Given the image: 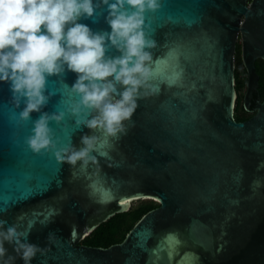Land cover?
Returning <instances> with one entry per match:
<instances>
[{
  "label": "water",
  "instance_id": "obj_1",
  "mask_svg": "<svg viewBox=\"0 0 264 264\" xmlns=\"http://www.w3.org/2000/svg\"><path fill=\"white\" fill-rule=\"evenodd\" d=\"M162 4L146 14L156 42L152 87L125 131L90 132L71 113L53 124L61 146H80L89 132L99 137L87 167L61 162L51 150L33 153L25 143L31 125H15L10 84L0 82V221L39 247L31 264H264V101L248 120L235 119L237 44L241 38L244 106L252 111L256 62L264 60V0ZM107 15L99 0L94 15L78 22L103 34L111 31ZM77 75L65 67L48 77L42 111L67 112ZM137 200L160 206L122 243L80 244ZM5 248L0 264H24L14 245Z\"/></svg>",
  "mask_w": 264,
  "mask_h": 264
},
{
  "label": "clouds",
  "instance_id": "obj_2",
  "mask_svg": "<svg viewBox=\"0 0 264 264\" xmlns=\"http://www.w3.org/2000/svg\"><path fill=\"white\" fill-rule=\"evenodd\" d=\"M108 7L106 22L111 31L94 33L79 23L92 17L99 0H0V82H9L16 126L30 124L25 143L35 153L53 151L72 167L95 162L93 152L102 130L109 137L125 131L138 107L149 94L152 78L146 14L160 10L162 0H102ZM108 42V43H106ZM109 47L120 54L106 56ZM68 70L77 73L71 92L76 97L67 112L42 111L49 100L47 79ZM33 113L39 116L33 119ZM67 113L75 124L90 130L79 145L61 146L53 124L61 125ZM12 244L24 264L40 251L25 233L0 221V258L5 244ZM12 264V258L3 261Z\"/></svg>",
  "mask_w": 264,
  "mask_h": 264
},
{
  "label": "trees",
  "instance_id": "obj_3",
  "mask_svg": "<svg viewBox=\"0 0 264 264\" xmlns=\"http://www.w3.org/2000/svg\"><path fill=\"white\" fill-rule=\"evenodd\" d=\"M236 89L238 92L237 104L235 107V119L239 122L248 120L253 116L254 111H247L243 103L241 91L246 87L247 80L244 74L247 73L242 60L241 47L236 52ZM257 73L260 76L258 97L264 100V60L259 59L256 62ZM160 205L153 200H141L138 204L125 213H119L102 223L82 243L93 247L108 248L112 245L122 243L135 225L151 210Z\"/></svg>",
  "mask_w": 264,
  "mask_h": 264
},
{
  "label": "flooded vegetation",
  "instance_id": "obj_4",
  "mask_svg": "<svg viewBox=\"0 0 264 264\" xmlns=\"http://www.w3.org/2000/svg\"><path fill=\"white\" fill-rule=\"evenodd\" d=\"M239 47H241V52H242V43H241V38L239 39V41H238V44H237V50H238V48ZM244 77L246 78V82H247V84H248V78H249V75H248V73H245L244 74ZM260 77V76H259ZM259 81H260V78H259ZM247 84H246V87L241 91V93H240V95H243V103H244V96H245V94H246V91H247ZM258 90H259V87H258V89L257 90H255L254 92H253V97L251 98L252 100H251V109H252V111H254L255 110V106H256V104H257V101H259V100H261V99H259V95H258ZM262 101V100H261ZM264 101V100H263ZM255 113L256 112H254L253 113V115H255ZM80 244H82V245H85V244H83L82 242L80 243ZM86 246H89V245H86ZM90 247H93V246H90Z\"/></svg>",
  "mask_w": 264,
  "mask_h": 264
},
{
  "label": "rangeland",
  "instance_id": "obj_5",
  "mask_svg": "<svg viewBox=\"0 0 264 264\" xmlns=\"http://www.w3.org/2000/svg\"><path fill=\"white\" fill-rule=\"evenodd\" d=\"M140 201L141 200H137V201L133 202V205L138 204Z\"/></svg>",
  "mask_w": 264,
  "mask_h": 264
},
{
  "label": "snow or ice",
  "instance_id": "obj_6",
  "mask_svg": "<svg viewBox=\"0 0 264 264\" xmlns=\"http://www.w3.org/2000/svg\"><path fill=\"white\" fill-rule=\"evenodd\" d=\"M161 7H163V4L161 5Z\"/></svg>",
  "mask_w": 264,
  "mask_h": 264
}]
</instances>
